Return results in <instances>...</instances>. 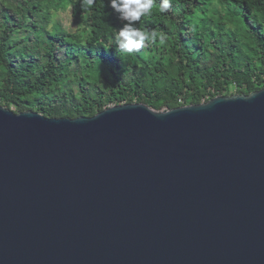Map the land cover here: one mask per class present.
<instances>
[{
	"label": "water",
	"instance_id": "obj_1",
	"mask_svg": "<svg viewBox=\"0 0 264 264\" xmlns=\"http://www.w3.org/2000/svg\"><path fill=\"white\" fill-rule=\"evenodd\" d=\"M0 264H264V86L75 118L0 105Z\"/></svg>",
	"mask_w": 264,
	"mask_h": 264
},
{
	"label": "trees",
	"instance_id": "obj_2",
	"mask_svg": "<svg viewBox=\"0 0 264 264\" xmlns=\"http://www.w3.org/2000/svg\"><path fill=\"white\" fill-rule=\"evenodd\" d=\"M159 2L135 25L152 39L120 54L114 36L125 22L108 0H0V105L75 118L264 86V0H170L166 12Z\"/></svg>",
	"mask_w": 264,
	"mask_h": 264
},
{
	"label": "clouds",
	"instance_id": "obj_3",
	"mask_svg": "<svg viewBox=\"0 0 264 264\" xmlns=\"http://www.w3.org/2000/svg\"><path fill=\"white\" fill-rule=\"evenodd\" d=\"M91 2L92 0H89V3ZM155 2L156 0H108L111 9L117 13L121 21L125 22L124 26L114 36L118 53L133 54L139 52L145 46V42L152 39L154 34L146 33L135 25L142 16L152 13ZM170 7V0H160V12H166Z\"/></svg>",
	"mask_w": 264,
	"mask_h": 264
},
{
	"label": "rangeland",
	"instance_id": "obj_4",
	"mask_svg": "<svg viewBox=\"0 0 264 264\" xmlns=\"http://www.w3.org/2000/svg\"><path fill=\"white\" fill-rule=\"evenodd\" d=\"M65 16H66V14H61V18H59L61 21H63L64 20V25L66 26V27H68L69 26V24H70V22H66V20L64 19L65 18ZM73 27V25H71L70 26V28H72ZM230 90H231V93H233V88L231 87L230 88Z\"/></svg>",
	"mask_w": 264,
	"mask_h": 264
}]
</instances>
